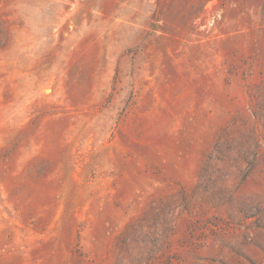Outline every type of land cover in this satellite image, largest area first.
<instances>
[{"label":"rangeland","instance_id":"374dc122","mask_svg":"<svg viewBox=\"0 0 264 264\" xmlns=\"http://www.w3.org/2000/svg\"><path fill=\"white\" fill-rule=\"evenodd\" d=\"M0 264H264V0H0Z\"/></svg>","mask_w":264,"mask_h":264},{"label":"bare ground","instance_id":"6f19581e","mask_svg":"<svg viewBox=\"0 0 264 264\" xmlns=\"http://www.w3.org/2000/svg\"><path fill=\"white\" fill-rule=\"evenodd\" d=\"M210 6V5H209Z\"/></svg>","mask_w":264,"mask_h":264}]
</instances>
